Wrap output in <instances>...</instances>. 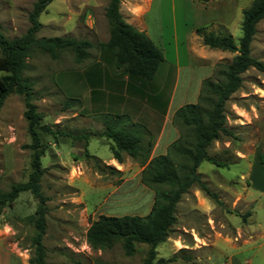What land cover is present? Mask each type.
<instances>
[{
  "label": "rangeland",
  "instance_id": "374dc122",
  "mask_svg": "<svg viewBox=\"0 0 264 264\" xmlns=\"http://www.w3.org/2000/svg\"><path fill=\"white\" fill-rule=\"evenodd\" d=\"M107 1L52 0L39 14L42 27L36 37L72 36L88 39L93 47L89 57L79 63L68 49L61 50L55 58L35 51L24 71L33 80V102L43 115L42 123L56 131L54 136H43L46 149L41 157L45 170L40 185L47 196L43 244L48 264H143L147 255L148 245L143 243H136L135 252L127 256L119 242L94 250L85 239V229L99 214L144 215L154 197L153 190L140 181L143 165L128 156L120 163L121 170L115 165L108 168L102 161L111 156L108 140L101 135L104 128L100 117L110 113L101 108L111 103V83L106 80L114 60L111 50L104 46L109 32ZM34 2L0 0V31L6 37H18L26 31ZM136 7V0H121L120 12L127 22H136ZM151 10L145 18L146 25L154 34L163 35L167 27L155 19L157 3ZM241 21L242 17L227 29L216 25L207 30L231 34L237 44L242 35ZM250 49L264 64V19L256 24ZM233 54L223 52L213 71L204 67L193 71L181 68L177 72L160 63L147 87L154 94L148 95L151 103L134 97L125 101V106L162 115L168 106L174 113L185 103L197 102L200 75L212 72L208 77L215 78L219 63L225 64ZM241 77L240 87L225 103L226 125L232 135L221 136L208 147L209 155L226 167L206 161L198 167L203 181L221 203L196 186L181 196L174 229L156 247L157 257L166 259L164 264H264L260 246L264 245V196L260 193L264 190L258 188H264V173L260 175L257 168H250L257 162L258 152L264 150V70L251 67ZM116 93L118 90L113 92ZM23 110L22 98L15 94L8 95L0 108V138L4 141L0 144L2 191L12 183L25 182L31 170V150L23 147L30 142ZM9 135L15 136V143H7L5 137ZM76 136L85 137L75 139ZM37 203L30 191H22L11 206L0 210V234L6 237V247L14 246V252L23 257V264H30L33 253L34 227L26 217L34 213ZM182 226L192 229L184 231Z\"/></svg>",
  "mask_w": 264,
  "mask_h": 264
},
{
  "label": "trees",
  "instance_id": "16d2710c",
  "mask_svg": "<svg viewBox=\"0 0 264 264\" xmlns=\"http://www.w3.org/2000/svg\"><path fill=\"white\" fill-rule=\"evenodd\" d=\"M51 1L35 0L28 13L29 26L22 35L8 38L0 31V108L8 95L15 94L22 98L23 118L30 137V142L23 147L31 150V170L27 180L12 183L8 190H0V210L11 206L22 191H30L36 198L38 203L34 213L26 217L34 227L30 264H48L43 244L47 196L42 193L40 185L45 170L41 165V157L46 149L43 136H54L56 131L42 123L43 115L33 102V80L24 75L28 68L27 60L35 51L55 58L61 50L68 49L79 63L89 57V49L93 47L88 39L72 36L36 37V32L42 27L38 20L39 14ZM120 2L108 0L105 7L109 32L104 46L113 53V71H123L150 80L164 60L163 52L144 31L124 19L120 12ZM242 15V35L237 44L231 34H215L205 27L196 29L204 46L234 54L225 64L219 63L215 78L202 80L197 102L185 103L175 109L172 123L179 135L168 145L164 154L150 158V131L132 121L127 114L100 115L104 128L101 135L108 140L112 158L122 163L124 157L128 156L143 165L140 181L153 190L154 197L150 210L144 215L99 214L93 219L85 233L86 241L92 249H105L119 242L124 254L130 256L135 252V244L143 243L148 245L143 264H164L166 259L157 257L156 247L170 237L172 226L177 220L176 208L181 196L196 186L216 203H221L216 193L203 181L198 167L204 161L216 167H226V164L208 153V147L214 141L221 136L232 135L226 125L225 103L240 87L243 72L251 67L264 70L263 62L254 57L250 49L256 24L264 19V0H252L243 9ZM84 137L76 136L75 139ZM257 162L264 165V150L258 152ZM95 264L103 263L98 261Z\"/></svg>",
  "mask_w": 264,
  "mask_h": 264
},
{
  "label": "crops",
  "instance_id": "0c3cea01",
  "mask_svg": "<svg viewBox=\"0 0 264 264\" xmlns=\"http://www.w3.org/2000/svg\"><path fill=\"white\" fill-rule=\"evenodd\" d=\"M251 2L252 0H209L206 2H201L199 0H136V22L131 24L136 26L139 30L144 31L162 50L164 60L161 63L168 64V70L175 68L178 72L181 68H189L190 71H193L208 67L210 71H213L214 65L225 51L204 46L196 33V29L199 27H205L207 29L208 26L216 25L227 29L231 23L241 19L243 16V9L248 7ZM155 3H157L158 6V17L155 19L157 21H162L163 26L169 29H166L168 32L164 31L163 35L151 32L145 22L146 16L151 13V7ZM165 44L167 47L164 46ZM211 73L212 72H209L206 76L200 75L198 80L199 84L197 86L198 92L202 80L207 78ZM167 77L168 74L166 78ZM106 81L111 83L108 92V94H111V100H108L111 103L101 108V111L128 114L132 121L142 124L150 131L152 137L150 158L159 154H164L168 145L179 135L178 131L171 123L173 110H169L168 106L164 114L161 115L154 110H150L148 113H141L134 108H127L125 106V101L134 97L150 101L152 97L148 95L154 96V94L147 87L151 86L152 80L131 76L123 71L114 72L113 69H111L109 78ZM116 90H118V93L113 94ZM169 99H171V97ZM4 130L6 129H2V131ZM7 132L9 133V131ZM1 134L2 132L0 135ZM5 139L7 143H15V136L9 135L5 137ZM1 142L4 141L0 138V144ZM102 161L105 165H115L118 168L121 166L119 162L112 158V155L108 160ZM251 167L257 168L260 175L264 173V166L259 162H254L251 164L250 168ZM118 170H121V168ZM258 188L264 190L263 187ZM260 193L264 196V191ZM174 225L172 226L173 229ZM87 228L84 231L85 233ZM175 228L178 229V227ZM187 229L190 230L192 228L182 226V230L188 231ZM5 242L6 237L0 234V264H23V257L14 252V246L10 249L7 248ZM260 246H263L264 257V245L260 244Z\"/></svg>",
  "mask_w": 264,
  "mask_h": 264
},
{
  "label": "built area",
  "instance_id": "2783aa9c",
  "mask_svg": "<svg viewBox=\"0 0 264 264\" xmlns=\"http://www.w3.org/2000/svg\"><path fill=\"white\" fill-rule=\"evenodd\" d=\"M77 250V249H76Z\"/></svg>",
  "mask_w": 264,
  "mask_h": 264
}]
</instances>
